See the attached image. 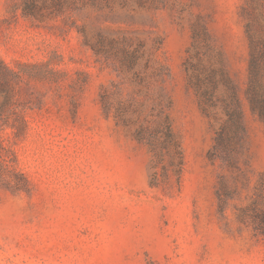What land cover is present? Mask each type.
I'll return each instance as SVG.
<instances>
[{
  "label": "rangeland",
  "instance_id": "1",
  "mask_svg": "<svg viewBox=\"0 0 264 264\" xmlns=\"http://www.w3.org/2000/svg\"><path fill=\"white\" fill-rule=\"evenodd\" d=\"M24 1L0 0V56L22 75L14 95L28 122L22 136L0 130V264H264V235L239 220L264 180V123L246 95L245 0H156L157 9L112 0V11L134 17L104 24L151 55L137 76L84 45L76 25L95 12L32 19ZM256 13L264 37V7ZM211 94L222 119L227 108L243 112L233 167L210 157ZM160 106L183 167L179 177L167 157L156 170L168 180L156 186L149 147L122 120L155 126Z\"/></svg>",
  "mask_w": 264,
  "mask_h": 264
},
{
  "label": "trees",
  "instance_id": "2",
  "mask_svg": "<svg viewBox=\"0 0 264 264\" xmlns=\"http://www.w3.org/2000/svg\"><path fill=\"white\" fill-rule=\"evenodd\" d=\"M148 0H121L123 7L134 6L145 8ZM263 3V4H262ZM149 8L157 9L158 2L149 3ZM264 7V0H245L242 13L246 18L245 30L249 39V79L246 95L252 112L264 123V37L256 27L258 22L257 9ZM130 8V7H128ZM135 9V8H134ZM152 9V8H151ZM90 10L96 13V20L92 24L84 23L76 25L83 37L85 46L92 49L98 61L105 62L112 66V61L119 63L120 71H132L136 76L150 67L151 55L145 49L143 42L134 45L127 37H119L112 34V26L104 22L112 23L113 20L133 19V13L129 9L126 12L112 11V0H25L23 15L43 20L48 15L64 14L69 12H84ZM124 18H121V16ZM144 60L143 64L141 62ZM19 71L11 67L0 56V130L5 127H12L17 136L27 132L28 122L24 115V106L15 100L14 89L21 80ZM204 112L214 121L217 132L216 144L210 157L222 158L228 166H236L237 156L241 146V132L244 129L242 123L243 112L240 109H225L227 117L222 119L216 110V104L211 103L213 95L207 97ZM205 100V98H204ZM100 101L105 113L112 112V92L105 86L102 88ZM140 112V111H139ZM133 113H138L135 108ZM152 114V113H151ZM160 118L155 126L149 124V120L139 121L136 117L123 116V124L133 128V135L140 142L147 144L152 153V185H159L161 181H167V173H163V179L159 180L157 167L167 157L169 163L176 169L180 177L183 167V151L177 139L170 114L168 110L160 106L157 112ZM6 150L0 139V171L6 166L7 159L4 156ZM223 193L220 192L221 205L224 204ZM247 208H241L239 220L249 222L257 235H264V180L257 186L256 197Z\"/></svg>",
  "mask_w": 264,
  "mask_h": 264
}]
</instances>
